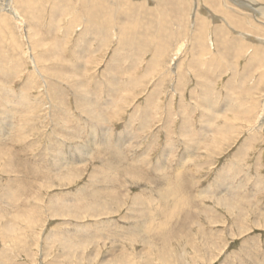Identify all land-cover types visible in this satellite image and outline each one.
Instances as JSON below:
<instances>
[{"label":"rangeland","instance_id":"1","mask_svg":"<svg viewBox=\"0 0 264 264\" xmlns=\"http://www.w3.org/2000/svg\"><path fill=\"white\" fill-rule=\"evenodd\" d=\"M0 264H264V0H0Z\"/></svg>","mask_w":264,"mask_h":264},{"label":"bare ground","instance_id":"2","mask_svg":"<svg viewBox=\"0 0 264 264\" xmlns=\"http://www.w3.org/2000/svg\"><path fill=\"white\" fill-rule=\"evenodd\" d=\"M242 3V2H241ZM244 6V5H243ZM247 6V5H246ZM248 6H250V5H248ZM245 7V6H244ZM259 7V6H258ZM247 8V7H246ZM255 8V7H254ZM101 114V113H100ZM98 115V114H97ZM6 128V127H5Z\"/></svg>","mask_w":264,"mask_h":264}]
</instances>
